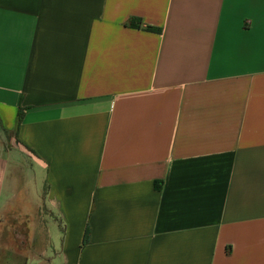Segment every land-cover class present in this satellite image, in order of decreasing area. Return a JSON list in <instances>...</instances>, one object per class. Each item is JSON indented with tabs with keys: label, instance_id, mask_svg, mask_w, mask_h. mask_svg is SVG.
I'll use <instances>...</instances> for the list:
<instances>
[{
	"label": "crops",
	"instance_id": "1",
	"mask_svg": "<svg viewBox=\"0 0 264 264\" xmlns=\"http://www.w3.org/2000/svg\"><path fill=\"white\" fill-rule=\"evenodd\" d=\"M36 208L2 264H264V0H0V242Z\"/></svg>",
	"mask_w": 264,
	"mask_h": 264
},
{
	"label": "rangeland",
	"instance_id": "2",
	"mask_svg": "<svg viewBox=\"0 0 264 264\" xmlns=\"http://www.w3.org/2000/svg\"><path fill=\"white\" fill-rule=\"evenodd\" d=\"M42 210V208H36L28 215L19 214L14 215V217L13 214H9L6 217L5 222L8 228L3 238H1L0 256L16 254L26 257L29 253L38 252L43 247L42 240H46V236L42 237V227L49 217L46 215L45 210ZM29 224L30 227L32 225L31 230H29Z\"/></svg>",
	"mask_w": 264,
	"mask_h": 264
},
{
	"label": "trees",
	"instance_id": "3",
	"mask_svg": "<svg viewBox=\"0 0 264 264\" xmlns=\"http://www.w3.org/2000/svg\"><path fill=\"white\" fill-rule=\"evenodd\" d=\"M129 26L132 27V28H142V21L139 20V19H133V20L130 21ZM143 29L146 30V31H149V32H155V33L161 32V29L154 28V27H151V26H146ZM88 233H89V231L87 230L86 236H88Z\"/></svg>",
	"mask_w": 264,
	"mask_h": 264
}]
</instances>
